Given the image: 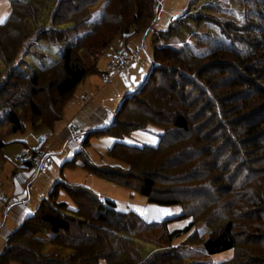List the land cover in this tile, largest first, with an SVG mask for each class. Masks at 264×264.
<instances>
[{
  "label": "trees",
  "instance_id": "16d2710c",
  "mask_svg": "<svg viewBox=\"0 0 264 264\" xmlns=\"http://www.w3.org/2000/svg\"><path fill=\"white\" fill-rule=\"evenodd\" d=\"M10 1V16L0 24V52L4 60L8 61L6 63H19L16 60L18 54L19 57L25 56V53L30 54L31 51L27 49L32 50L33 45L41 41L60 45L70 38L62 32L70 28H56L69 23L67 20L61 21L60 14H56V1L45 23L40 22L37 15L46 12L52 0ZM76 1L84 7H91V0L68 2L76 5ZM113 1L107 0L108 11L112 9ZM118 1H123L119 10H111L113 13H107L106 10L101 22L88 21L93 28L65 48L58 62L30 75L8 72L9 79L0 81V126L9 124V133H19L30 122L34 129L53 131L63 119L64 109L74 98L78 86L89 75L99 72L97 61L115 37H130L143 30L148 31V24L155 20L157 0ZM23 4H29L33 13H23ZM243 4L246 7L245 23L220 22L215 18V28L210 30L213 28L211 26L206 35L212 36L209 37V43L221 37L218 38L219 44L209 47L208 52L202 56L194 49L199 47L200 41L196 44L184 42L178 49L168 45L156 47L152 58L153 70L147 83L125 99L113 125L98 132L111 130L116 137L122 138L132 130L143 129L151 124L164 127L169 125L174 131L164 132L158 146L154 147L116 142L107 153L126 164L125 168L122 165L117 168L111 166L112 169L95 167L88 164L87 159L84 164L91 173L137 191L149 203L166 207L180 206L183 214L162 222L147 223L133 212H116L113 201L102 200L86 186L58 182L42 200L34 215L9 235L4 251L0 254V264H95L100 259H105L108 264H186L180 249L170 244L175 238L195 228L198 222L208 225V237L201 239L195 232L190 236V241L200 239L210 255L234 251L232 258L219 264H264V180L257 181L259 171L251 165L248 168L245 166L247 161L249 164L252 161H264V113L257 114L261 108L259 103L264 101V81L262 78L254 79L258 71L264 74V0H243ZM203 6L201 14L183 16L167 30L158 32L157 40L169 42L175 37L181 40L186 36L182 33L183 25H190L191 19L199 25L209 21L204 14L208 11L211 13L214 4ZM31 19L33 22L30 24ZM69 21L75 23L74 20ZM105 22L117 23V27L108 36L101 35V42L92 46L93 52L90 51V54L96 57V61L89 67L76 52L83 48L89 50L90 44L88 47L82 44L87 37L97 33L96 28L104 27ZM84 23H87V19ZM218 29L222 30L221 35ZM253 31L255 34H252ZM193 33L202 34L201 31ZM232 37H235L234 44L231 42ZM240 41L243 43L242 49L236 46ZM166 61L175 64H167ZM228 67L234 69L236 74L242 72V76L231 78ZM159 70L172 76L159 80L156 78ZM220 74L219 80L224 84L220 86L218 81L214 86L211 81ZM176 76L182 79L181 82L175 79ZM250 80L263 85L256 92L258 103L256 100L249 101L247 93L253 87ZM194 85L200 88L202 96H192L191 91L189 95L186 94ZM221 90L222 94L218 92ZM194 106L200 108L201 115H211L208 116L211 121L218 119L221 123L220 137L210 140L213 142L227 138L233 146L231 151L227 149L228 153L214 157L221 163V169L235 176L238 183L234 188L233 181L224 195L217 194L219 190L211 195L213 190H210V184L207 186L209 188L206 187L207 183L199 185L197 193L201 190L204 192L195 194L197 198L192 202L188 194L182 193L188 191V184L196 182L204 172L189 161L195 159L201 150L206 155L210 153L206 151L207 147L196 146V143L208 142V139H200L201 134L196 137L191 135L194 125L189 112ZM179 135L184 137L180 139ZM206 138H209L208 135ZM6 145L0 141V162ZM240 145H243L251 161L247 157L246 162L242 163L239 158H235L241 155ZM231 152H235V155ZM165 153L167 158L159 167H155L156 163L149 164V160L146 161L148 155ZM142 158L145 162L143 169L139 170L136 164ZM158 175L165 178L162 183L164 187H160L161 182L156 180ZM203 186L206 189H202ZM60 187L69 193L70 202L59 200ZM206 190L211 192L207 193ZM176 220H189V224L183 229L171 230L170 224ZM44 235H52L47 243L54 246L55 251L44 253ZM140 243L158 246L162 250L143 256Z\"/></svg>",
  "mask_w": 264,
  "mask_h": 264
},
{
  "label": "rangeland",
  "instance_id": "374dc122",
  "mask_svg": "<svg viewBox=\"0 0 264 264\" xmlns=\"http://www.w3.org/2000/svg\"><path fill=\"white\" fill-rule=\"evenodd\" d=\"M38 2L39 0H35ZM53 2L49 4V8L46 12H42V14L37 15V19L40 20V22H47L49 20V15L51 10L54 8L56 1V14L59 13V17L61 21L67 20V22L64 25H59V29H66L65 31H62L63 33H66L70 38L68 41L60 44V45H51L49 43L41 41L40 43H37L33 45L32 50H30L31 53L27 55L25 53V56H20L18 54V58L16 59L19 61V63H12L11 59L9 62L7 60L5 61L2 53L0 52V81L1 80H8L9 75L8 72H16L21 75H30L38 70H41L43 68H46L50 65H53L54 63L58 62L61 58L62 51L67 48L68 46L72 45L74 42H76L78 36L85 35L90 28H93L91 23L89 22H101L102 17L104 15V12L106 11L113 13L112 11L117 8L119 10V7L122 6L123 1L114 0L112 9L108 11V4L107 0H91V7H84L81 4H79L77 1L75 2L76 5L70 4L66 0H52ZM118 2V5L116 3ZM109 3V1H108ZM209 5L214 4L212 7L211 13L208 11L204 14V16L208 17L210 20L207 21L204 24H196L192 19L190 25H183L184 29L182 30L183 34H186L185 38L177 39L176 37L173 40H170L169 42H166L165 40L158 41L156 38V34L160 31L167 30L170 28V26L175 23L179 18L186 16V15H198L201 14L203 5ZM155 20L153 23L148 24V31L140 33H136L130 37L123 36V35H117L114 39V41L108 46V48L104 51V54L101 55L98 62V69L99 72L95 74H91L88 77L98 79L100 78L101 83L99 87L101 88V91L103 93L100 96V102L102 105L105 104H114V100H111L114 95L115 98L118 95H125L123 96L122 100L120 101L119 105L116 108V111H118L121 108V103H123L128 96H132L136 92H138L143 86L147 83L148 78L153 70L152 66V58L154 55V51L156 47L166 46L178 49L182 47V44L184 42H189V44H196L197 41H200L199 47L194 48L197 52H199V55H204L208 52L209 47H215L216 44H219L218 37L213 41L212 43L208 42L209 37L206 33L207 31L213 30L216 24L215 18H217L220 22H237L240 25H243L245 23V13H246V7H244L243 0H157L156 7H155ZM112 10V11H111ZM12 11L11 1L10 0H0V17H6L5 21L10 16V13ZM31 11L33 13V9L29 6V4L24 5L22 12ZM105 12V13H106ZM157 13V16H156ZM126 17L128 18V14H126ZM34 19V16L32 17ZM33 19H31L29 22L30 24L33 22ZM87 19V23H84V20ZM69 20H74L75 23ZM60 21V22H61ZM188 22V20L184 21ZM84 23V24H83ZM87 24V25H86ZM104 27H98L96 28L95 32L89 37L82 45L84 46H90L87 48L79 49L76 54L82 60L85 65L91 67L95 63V58L92 57L90 54V51L93 52L92 46L96 43L101 42V35L108 36L111 31L115 30L117 27V23H104ZM212 24V25H211ZM211 26L213 28H211ZM13 27V26H12ZM11 28V30H13ZM100 28V29H99ZM209 28H211L209 30ZM217 28H219V25H217ZM146 29V28H144ZM94 30V29H93ZM264 30V27L263 29ZM193 31L198 32L201 31L202 34L197 35L194 34ZM222 30L218 29L219 35H221ZM108 32V33H107ZM178 33L182 34L180 30H177ZM258 32H261L258 31ZM264 32V31H263ZM107 33V34H106ZM205 33V34H204ZM99 34V35H98ZM252 34H255L253 31ZM98 35V36H97ZM235 37H232V43L234 42ZM203 41V42H201ZM231 43V44H232ZM224 44V42H223ZM230 44V43H229ZM234 44V43H233ZM228 45V44H227ZM226 46V44L224 45ZM230 46V45H229ZM234 46V45H232ZM237 48L242 49L243 43L240 41L238 45H236ZM127 51L129 53V61L128 66L126 70L124 71H117L115 68H110V63L112 59L116 56V53L118 51ZM100 51V49L98 50ZM98 51H95L98 52ZM139 51V52H138ZM27 52V51H26ZM115 55V56H114ZM114 56L111 60L110 57ZM167 64H175L174 62H167ZM264 64V63H263ZM229 71L228 75H231V78H237L238 76H242V72L235 73V70L228 67L227 69ZM263 70V69H261ZM105 72V75L109 77L112 80V83H108L105 81L104 76H102V73ZM259 72V71H258ZM255 73L254 79L256 78H262L264 81V74L262 72ZM10 73V74H11ZM8 75V76H7ZM222 74L218 75L217 77H214L212 79V84H215L219 81V85L221 86L222 83L221 80H219ZM172 76L171 74L165 75L162 71L159 70L156 74V78L161 80L165 78H170ZM165 77V78H164ZM223 77V76H222ZM253 78V77H252ZM88 79V80H90ZM176 80H179L181 82L182 79L179 78V76L175 77ZM110 81V80H109ZM252 84V89L250 92H248V98L249 101H255L257 102V95L256 92L261 88L260 83H255L250 80ZM226 83V82H225ZM127 91L132 92L131 94H128L126 96L125 93ZM189 91H191L192 96L200 97L202 96L201 90L199 87L194 85L193 87L189 88L186 91V94L189 95ZM220 94H222V90L218 91ZM213 93V92H212ZM213 95H217V93H213ZM195 96V97H196ZM83 99V98H82ZM210 101V100H208ZM259 104H261V108L259 110V113H264V101L262 100ZM202 105V104H200ZM257 105V104H256ZM263 105V106H262ZM194 106L193 109L189 112L191 115V121L194 125V130L192 131L191 135H200L199 138H203L204 140L208 139V142H200L196 143V146L201 147H207V152L210 153L208 155L204 154V150L200 151V154L198 156H195L193 160L189 161L192 162L193 166L195 165L198 167L201 171H203V175L199 176L201 181L196 182L192 181L193 183H189L187 186L188 191H184L182 194H185L190 196V201H195L197 197H195V194L203 193L204 191L201 190L197 193V187L199 185L206 184L207 186H210V190H213V193L209 190L207 193H210L211 195H214L218 190L217 194L224 195L227 191L226 188H228L230 185H232L234 181V188L237 186V183L235 180V176L229 175L230 173H227L222 168L221 163L216 161V157L219 154H226L227 149L232 150V144L228 142L227 138L221 139V140H215L212 142L210 139H215L216 136L220 137L222 131L220 130L221 123L218 122V119H215L214 121H211L209 117L211 115H201L199 112V107ZM66 108V107H65ZM65 112V109H64ZM209 116V117H208ZM233 119V118H231ZM220 121V119H219ZM210 122L212 124H210ZM220 125V126H219ZM79 127V126H78ZM80 128V127H79ZM208 128V129H207ZM234 128V127H233ZM46 130L44 129L42 134H46ZM10 131V125H1L0 126V141L5 142L7 145L4 147V150H2V159L0 162V176L6 174L7 166L9 164H13L14 166H18L17 162V156L20 152L21 148V139L23 136L27 139L31 137V135H36V129L32 127L30 122L26 123V127L24 131L19 133H9ZM115 131V129H114ZM167 131H174L169 125L167 126H157L154 124L148 125L147 127L143 129H135L132 130L130 133L125 134L122 138L116 137V135L112 134L111 130L110 132H95L92 133L89 141L87 144L83 143L82 151L84 154H80L75 157V162L71 164H67L63 168H60V166L56 165L55 159L52 162L51 169L47 171V173L39 174L33 181L30 183V187L32 184L35 185L34 189H31L30 195H33V203L38 199L36 207L40 205V203L43 200L44 193L43 190L46 191V195L51 192V190L54 188V186L57 184L55 179H63V183H68L70 185H81V186H87L89 189L94 191L98 194V196L102 195L104 197V201L111 200L115 203V211L118 213H135L140 218H142L144 221L148 223H157L162 222L164 220L174 218L177 216H180L183 214V209L180 206H160L157 204L149 203L147 198L142 196L137 191H133L131 189L122 187L116 183H113L109 181L106 178H103L99 175H96L94 173H91L87 168L84 167V164H86V159H88V164L95 167H104V168H111V166L122 165L127 167L126 164L120 162L119 160H115L112 157L109 156L107 153L109 148H112L116 142H122L126 143L128 145L132 146H158L160 141V136L164 134V132ZM38 132V131H37ZM48 132V131H47ZM211 132V134H209ZM39 133V132H38ZM137 133H144L145 136L136 135ZM216 134V135H215ZM189 135V134H187ZM206 135H208L209 138H206ZM213 135V137H212ZM215 135V137H214ZM182 136V135H181ZM181 136L179 135V138L181 139ZM154 137L156 142L150 143L148 142V139ZM184 137V136H182ZM52 138V136H51ZM50 138V139H51ZM192 139V137L190 138ZM29 141V140H28ZM33 140L31 139L29 143H31ZM131 141V143H129ZM264 143V139H263ZM36 144H32L31 147L35 146ZM48 146H51V152L55 151L54 158H56V149L58 148V143L56 145L49 143ZM47 146V149H48ZM210 148H212V153L210 151ZM225 150V152H224ZM50 152V153H51ZM239 152L241 155H238L235 158H239L240 161L246 162L247 160V153L244 150L243 145L239 146ZM172 154V153H171ZM211 154V155H210ZM231 154L234 156L235 152H231ZM166 153L163 155H148L146 158V161L149 160V164H155V167L161 165L167 157ZM216 156V157H214ZM130 158V157H129ZM128 158V159H129ZM215 158V159H214ZM251 161L250 157H248ZM133 162V161H132ZM143 162H145V159L142 158L140 163H137L136 166L140 170V168L143 169ZM7 163V164H5ZM5 164V165H4ZM187 165V164H184ZM189 165V164H188ZM250 165L254 168V170H258L259 177L257 181L264 180V161L258 162V161H252L251 164L247 163L245 166L248 168ZM2 166V168H1ZM4 166V167H3ZM154 169V168H153ZM184 168H180V170H183ZM263 172V173H262ZM247 173V172H246ZM262 174V175H261ZM246 175V174H245ZM165 178L161 175L156 176V180L161 182L160 187H164L162 183H164ZM256 181V182H257ZM62 184V183H61ZM210 184V185H209ZM33 185V186H34ZM180 187V186H179ZM204 186L202 187V189ZM209 188V187H207ZM206 189V188H204ZM224 191V192H223ZM2 193V192H1ZM38 195V196H37ZM199 198V197H198ZM207 198V197H206ZM59 200L70 202V195L69 193L63 188L60 187L59 192ZM206 202V199H204V203ZM1 204V202H0ZM3 204V203H2ZM4 205V204H3ZM151 206H155L157 208L161 209H169L171 210V215H163L160 219H152L150 217L149 220L144 219V217L140 214L138 209H147ZM178 210V211H177ZM189 224V220H176L170 224V229H183ZM195 232L198 234L199 238L205 239L208 237L209 233V227L205 222H198L197 226L193 228L188 233H185L184 235L175 238L172 243L170 244L173 248H179L180 249V255L184 258L186 264H219L223 261L229 260L233 257L234 251H226L220 254L216 255H210L208 254L205 249L203 248V245L200 243V239L191 240L190 236L193 235ZM52 236V235H50ZM48 235H44L45 239V249L44 253H49L55 251V247L51 246L49 243L50 239ZM197 238V237H196ZM198 240V241H197ZM197 241V242H196ZM196 242V243H192ZM5 240H3V236L0 234V247H4ZM141 252L143 256H148L149 254H152L153 252H160L162 250L161 247L154 246L151 244H144L140 243ZM3 249H0V254L3 253ZM15 264V263H13ZM95 264H108L105 259H100Z\"/></svg>",
  "mask_w": 264,
  "mask_h": 264
},
{
  "label": "crops",
  "instance_id": "0c3cea01",
  "mask_svg": "<svg viewBox=\"0 0 264 264\" xmlns=\"http://www.w3.org/2000/svg\"><path fill=\"white\" fill-rule=\"evenodd\" d=\"M121 51H118L117 53ZM114 56L110 57V60ZM102 76H105V72L102 73ZM88 79H90V77H87L76 89L74 98L67 104L65 108L63 119L56 125L55 129L53 131L47 129L45 135L42 134V132L46 128L36 129V135L33 134L28 139L23 136L21 138L23 139V141L19 142L21 143L20 150L25 146L36 144L39 137L47 136V146L50 142L53 145H56V143H58V148L56 149V158L54 159L56 165L60 166V168H63L67 164L75 162L76 156L84 154L82 151L83 143L86 140L89 141L92 133L107 129L113 125L116 115L121 110L120 108L118 111H116V108L125 95L120 94L116 98L113 95V98H111V100L115 99L114 104L109 103L102 105L100 102V96L103 93L102 91L104 90L101 91V86L99 87V85L103 82H101L100 78L96 80L94 77L90 80ZM108 83H112V80L110 79ZM131 93L132 92L127 91V93L125 94L127 96ZM123 103L121 104L123 105ZM72 125H78L85 137L84 142H82L81 144H77L71 136L70 127ZM31 139L33 141L29 143ZM50 147L51 146H48L49 152H51ZM51 154H53L54 156L55 151L51 152ZM17 162L18 166L9 164V166H7L8 172L0 176V194L4 199L9 200L8 204H5L4 202H1L0 204V234L3 236V240H5V242H7L9 235L19 226H21L28 218L34 215L36 209L38 208L36 207L37 205H35L38 199L33 203V195H30L31 189H34L35 185L32 184L30 187V183H32V181L39 174L36 176H31L30 172L27 171L25 167L22 166L18 161V156ZM50 169L41 172L40 174L45 172L47 173V171H49ZM18 172L24 173L23 180L15 177L16 173ZM63 181V179L57 178L54 182L63 183ZM43 193L44 199L45 197H47L45 196L46 191L43 190ZM99 197L104 200V197H102V195H100ZM5 246L6 243L4 247H0V249L4 250Z\"/></svg>",
  "mask_w": 264,
  "mask_h": 264
},
{
  "label": "built area",
  "instance_id": "2783aa9c",
  "mask_svg": "<svg viewBox=\"0 0 264 264\" xmlns=\"http://www.w3.org/2000/svg\"><path fill=\"white\" fill-rule=\"evenodd\" d=\"M139 52V51H138ZM129 53L127 51H121L112 59L110 63V68H115L117 71L121 72L126 70L129 61ZM105 81L110 80L106 75L104 76ZM71 136L77 144H81L84 140V135L81 132V129L78 125H72L70 127ZM48 137L41 136L37 139L35 146H25L21 149L18 155V161L22 166L25 167L27 171L30 172L31 176H36L41 172H44L52 166L54 161L53 155L47 149ZM24 173L18 172L15 177L20 180H23ZM9 200L4 199L0 194V202L8 204Z\"/></svg>",
  "mask_w": 264,
  "mask_h": 264
},
{
  "label": "snow or ice",
  "instance_id": "6c2138e0",
  "mask_svg": "<svg viewBox=\"0 0 264 264\" xmlns=\"http://www.w3.org/2000/svg\"><path fill=\"white\" fill-rule=\"evenodd\" d=\"M5 19H6V17H0V24H3L5 22ZM136 135L145 136L144 133H137ZM146 139H148V138L146 137ZM148 142L155 143L156 140L154 137H152V138L148 139ZM129 143H131V141H129ZM138 211L146 220H149L150 217L152 219H160L161 216H163V215H171L172 214L171 210H169V209H161V208H157L155 206H151L147 209H138Z\"/></svg>",
  "mask_w": 264,
  "mask_h": 264
},
{
  "label": "bare ground",
  "instance_id": "6f19581e",
  "mask_svg": "<svg viewBox=\"0 0 264 264\" xmlns=\"http://www.w3.org/2000/svg\"><path fill=\"white\" fill-rule=\"evenodd\" d=\"M84 141V140H83ZM53 155V154H52Z\"/></svg>",
  "mask_w": 264,
  "mask_h": 264
},
{
  "label": "water",
  "instance_id": "95a60500",
  "mask_svg": "<svg viewBox=\"0 0 264 264\" xmlns=\"http://www.w3.org/2000/svg\"><path fill=\"white\" fill-rule=\"evenodd\" d=\"M125 101V100H124Z\"/></svg>",
  "mask_w": 264,
  "mask_h": 264
}]
</instances>
